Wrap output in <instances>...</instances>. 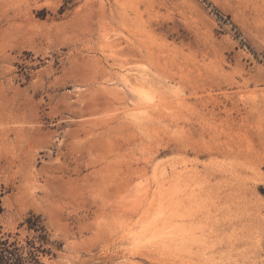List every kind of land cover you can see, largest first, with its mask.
Returning a JSON list of instances; mask_svg holds the SVG:
<instances>
[{"label":"rangeland","instance_id":"obj_1","mask_svg":"<svg viewBox=\"0 0 264 264\" xmlns=\"http://www.w3.org/2000/svg\"><path fill=\"white\" fill-rule=\"evenodd\" d=\"M0 238L264 264V0H0Z\"/></svg>","mask_w":264,"mask_h":264},{"label":"trees","instance_id":"obj_2","mask_svg":"<svg viewBox=\"0 0 264 264\" xmlns=\"http://www.w3.org/2000/svg\"><path fill=\"white\" fill-rule=\"evenodd\" d=\"M39 218L33 220V217L27 218L24 223L27 224V229L34 230L39 233H45L43 226L39 224ZM43 237H45L43 235ZM0 264H40L35 251L26 250L25 247H18L14 243H9L8 240L0 238Z\"/></svg>","mask_w":264,"mask_h":264},{"label":"bare ground","instance_id":"obj_3","mask_svg":"<svg viewBox=\"0 0 264 264\" xmlns=\"http://www.w3.org/2000/svg\"><path fill=\"white\" fill-rule=\"evenodd\" d=\"M144 193H145L144 196H146V195H147V192H144ZM144 196H143V197H144ZM124 250H125V249H124ZM137 254H138V253H137ZM138 255H140V256H144L142 253H140V254H138ZM138 255H137V256H138Z\"/></svg>","mask_w":264,"mask_h":264}]
</instances>
